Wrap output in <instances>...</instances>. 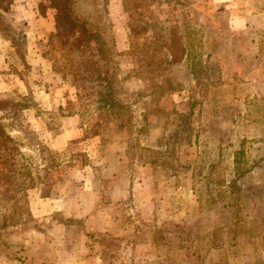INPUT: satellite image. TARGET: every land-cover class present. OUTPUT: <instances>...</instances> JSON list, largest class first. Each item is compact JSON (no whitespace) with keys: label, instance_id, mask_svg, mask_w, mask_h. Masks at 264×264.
Returning a JSON list of instances; mask_svg holds the SVG:
<instances>
[{"label":"rangeland","instance_id":"rangeland-1","mask_svg":"<svg viewBox=\"0 0 264 264\" xmlns=\"http://www.w3.org/2000/svg\"><path fill=\"white\" fill-rule=\"evenodd\" d=\"M16 1L0 264H264V0Z\"/></svg>","mask_w":264,"mask_h":264},{"label":"trees","instance_id":"trees-1","mask_svg":"<svg viewBox=\"0 0 264 264\" xmlns=\"http://www.w3.org/2000/svg\"><path fill=\"white\" fill-rule=\"evenodd\" d=\"M71 0H60L59 7H63L68 13L64 15L60 11L58 12V28H65L63 30L62 45H65L66 52L68 54L76 53L79 56H83L84 48L92 45V41H100L97 35H92L88 30L86 22L81 21L79 18L75 17L71 10H69ZM58 10V9H57ZM61 31V30H60ZM59 31V32H60ZM60 34V33H59ZM96 39V40H94ZM100 43V44H101ZM0 138H4L5 141H12L11 138L6 134L3 128L0 127Z\"/></svg>","mask_w":264,"mask_h":264},{"label":"crops","instance_id":"crops-1","mask_svg":"<svg viewBox=\"0 0 264 264\" xmlns=\"http://www.w3.org/2000/svg\"><path fill=\"white\" fill-rule=\"evenodd\" d=\"M14 3L16 4L18 2L16 0H13V3H11V9L15 12V10H17V9H16V6ZM20 10L29 14V11H27V6H24ZM6 50H7V48H6ZM6 50L0 49V84L3 83V84H5V86H9L10 84L16 83V80L12 79L11 77L9 78V75H10L9 74L10 59H9L8 54L6 53Z\"/></svg>","mask_w":264,"mask_h":264}]
</instances>
